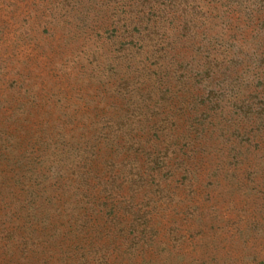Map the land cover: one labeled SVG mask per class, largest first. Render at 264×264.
Wrapping results in <instances>:
<instances>
[{
    "label": "rangeland",
    "instance_id": "obj_1",
    "mask_svg": "<svg viewBox=\"0 0 264 264\" xmlns=\"http://www.w3.org/2000/svg\"><path fill=\"white\" fill-rule=\"evenodd\" d=\"M0 264H264V0H0Z\"/></svg>",
    "mask_w": 264,
    "mask_h": 264
},
{
    "label": "trees",
    "instance_id": "obj_2",
    "mask_svg": "<svg viewBox=\"0 0 264 264\" xmlns=\"http://www.w3.org/2000/svg\"><path fill=\"white\" fill-rule=\"evenodd\" d=\"M194 153V150L191 148H186V146H183L179 151H178V155H176V157H180L182 163H186L188 161H190L192 159V155ZM209 156V155H208ZM172 159L170 158H166L162 161L161 166L158 169L161 170H157V171H148L146 173H144L143 177H140L137 185H136V189L134 190V195L131 196L129 198L130 200V204L131 206L128 208L129 212L127 218H129V221H125L127 224V226L119 224L120 228L118 229V231L121 233L120 235H125L127 234H133L137 231L138 226L140 225H144L142 223L146 222L147 224L150 222L149 220L146 221V215H143V207H142V201L140 199H142L143 193L149 192L150 189L152 191V187L155 185L156 186V191H152L153 192V196H151V198L149 199L150 201H152V199H155V203H159L157 202L156 198L157 196H161L162 194H164L165 192V187H161L162 185L159 184H154L156 177H159V175L161 176L166 169H169V167L172 164ZM184 176L185 174L188 175L190 172H188L187 170H184ZM188 172V173H187ZM164 177V176H163ZM152 192H149L148 194H152ZM147 195H145L146 197ZM156 207V206H155ZM117 218V217H116ZM117 222V221H116ZM122 223V222H120ZM118 240V238L116 239ZM113 242H115V240H113ZM113 244V243H112ZM102 247H104V244L102 245ZM102 247L98 250L101 253ZM105 253H107V251H105ZM108 259H109V254H108ZM112 262V260H111ZM113 263V262H112Z\"/></svg>",
    "mask_w": 264,
    "mask_h": 264
}]
</instances>
